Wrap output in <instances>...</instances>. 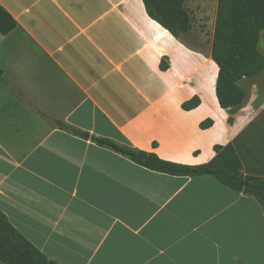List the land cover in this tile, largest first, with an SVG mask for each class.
<instances>
[{"label":"crops","instance_id":"0c3cea01","mask_svg":"<svg viewBox=\"0 0 264 264\" xmlns=\"http://www.w3.org/2000/svg\"><path fill=\"white\" fill-rule=\"evenodd\" d=\"M0 5L17 22L0 34V211L15 229L59 264H264L256 198L92 140L195 167L238 139L242 173L263 175L254 78L238 82L242 105L222 109L212 48L176 39L143 0ZM194 97L200 106L184 110Z\"/></svg>","mask_w":264,"mask_h":264},{"label":"trees","instance_id":"16d2710c","mask_svg":"<svg viewBox=\"0 0 264 264\" xmlns=\"http://www.w3.org/2000/svg\"><path fill=\"white\" fill-rule=\"evenodd\" d=\"M148 15L167 29L176 39L186 42L192 30L189 0H143ZM17 28V22L0 5V34L6 36ZM264 32V0H218L214 28L212 59L219 67L217 98L224 110L242 105L246 92L238 85L243 79L259 77L264 72V54L259 49ZM166 70L169 65L163 61ZM201 104L199 97L183 104L191 111ZM233 120L230 119L229 122ZM211 120L201 127L208 128ZM62 129H69L65 124ZM82 137L87 133L76 131ZM101 147L111 149L133 163L151 171L181 177L210 176L232 190L256 198L264 208V175L242 173L243 162L236 143L215 146L216 156L205 165L185 166L160 159L155 153L133 148L129 143L119 145L113 141L92 137ZM0 264H59L50 260L13 227L0 211Z\"/></svg>","mask_w":264,"mask_h":264},{"label":"rangeland","instance_id":"374dc122","mask_svg":"<svg viewBox=\"0 0 264 264\" xmlns=\"http://www.w3.org/2000/svg\"><path fill=\"white\" fill-rule=\"evenodd\" d=\"M188 9L192 15V32L185 38L186 42L200 50L209 51L213 45L214 28L218 10V0H190ZM259 49L264 54V32L261 33ZM249 81V80H248ZM254 88L258 91V107L264 111V72L254 78ZM250 82H243L244 87ZM248 94H251L249 92ZM264 123V113L261 114ZM264 170V168H262ZM264 175V173H263Z\"/></svg>","mask_w":264,"mask_h":264}]
</instances>
